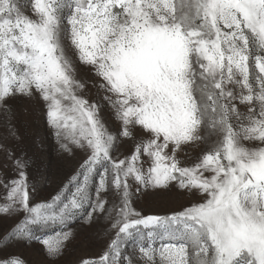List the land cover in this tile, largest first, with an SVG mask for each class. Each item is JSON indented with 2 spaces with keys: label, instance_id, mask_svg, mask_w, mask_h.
Wrapping results in <instances>:
<instances>
[{
  "label": "snow or ice",
  "instance_id": "obj_1",
  "mask_svg": "<svg viewBox=\"0 0 264 264\" xmlns=\"http://www.w3.org/2000/svg\"><path fill=\"white\" fill-rule=\"evenodd\" d=\"M27 7L0 0V113L10 115L11 99L39 94L54 135L67 142L61 148L71 151V143L86 158L42 203L30 201L27 162L16 159L20 178L5 185L0 216L25 217L0 244L40 240L37 230L58 226L40 240L58 258L74 220L91 224L107 213L115 237L79 264H264V0H28ZM77 61L102 81L115 132L103 104L82 95ZM123 140L133 147L121 158L114 153ZM186 148L200 151L193 157ZM132 182L137 191L175 183L200 195L169 215L142 216L132 207ZM109 193L119 203L106 207ZM129 240L135 259L122 256Z\"/></svg>",
  "mask_w": 264,
  "mask_h": 264
},
{
  "label": "rangeland",
  "instance_id": "obj_2",
  "mask_svg": "<svg viewBox=\"0 0 264 264\" xmlns=\"http://www.w3.org/2000/svg\"><path fill=\"white\" fill-rule=\"evenodd\" d=\"M20 3L24 6V10L29 11L28 0H20ZM76 67V77L84 84L82 95L90 101H100L103 104L102 118L109 129L115 132L118 122L115 121L112 110L102 101L103 92L98 91V85L102 81L94 75L90 67L81 65L79 61L76 62ZM9 107L11 113L8 117L0 113V204L6 202L5 198L8 195L5 185H10L11 181L20 178L16 159L27 162L23 170L27 177L30 201L32 203L51 201L52 197L64 189L69 179L76 174L86 154L71 143H68L71 151L61 148V143L67 142L58 141L54 135L39 94L31 98L18 96L11 99ZM9 121L11 127L15 129V136L9 134ZM132 147L131 141L123 140L114 155L123 158V155L132 151ZM185 151L195 157L200 150L186 148ZM136 189L137 185L132 182V207L142 216L169 215L190 206L200 195L179 189L175 183L167 189L141 188L140 191ZM107 199L109 204L106 207H111L113 202L119 203L118 198L112 193L108 194ZM24 217L23 212L11 217L0 216V237L23 221ZM111 223L107 213L97 214L91 224H86L83 219L74 220L70 224L74 237L67 243L63 255L58 258L50 257L40 240L54 236L60 230L59 227L37 230L35 235L40 237V240H12L0 244V260L15 257L24 264H79L83 258H98L107 250L111 239L115 237L116 230L111 228ZM138 255L134 241L129 240L122 249V256H131L135 259ZM123 264L127 262L124 261Z\"/></svg>",
  "mask_w": 264,
  "mask_h": 264
}]
</instances>
